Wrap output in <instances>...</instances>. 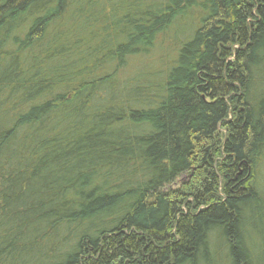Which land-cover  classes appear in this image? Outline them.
<instances>
[{"label":"trees","instance_id":"1","mask_svg":"<svg viewBox=\"0 0 264 264\" xmlns=\"http://www.w3.org/2000/svg\"><path fill=\"white\" fill-rule=\"evenodd\" d=\"M0 264H264V0H0Z\"/></svg>","mask_w":264,"mask_h":264}]
</instances>
